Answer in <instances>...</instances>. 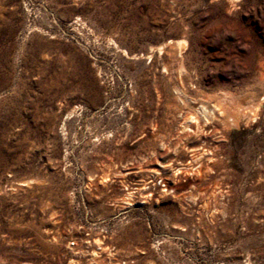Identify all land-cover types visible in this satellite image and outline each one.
Listing matches in <instances>:
<instances>
[{
    "label": "rangeland",
    "instance_id": "1",
    "mask_svg": "<svg viewBox=\"0 0 264 264\" xmlns=\"http://www.w3.org/2000/svg\"><path fill=\"white\" fill-rule=\"evenodd\" d=\"M25 262L264 264V0H0V264Z\"/></svg>",
    "mask_w": 264,
    "mask_h": 264
},
{
    "label": "bare ground",
    "instance_id": "2",
    "mask_svg": "<svg viewBox=\"0 0 264 264\" xmlns=\"http://www.w3.org/2000/svg\"><path fill=\"white\" fill-rule=\"evenodd\" d=\"M186 40L185 39H178L177 40V46L182 49L186 46ZM164 46H161L160 47V50H163ZM123 51L127 53V50L125 48H123ZM148 57H151V54H148ZM24 264V263H23ZM25 264H31V263H28V262H25Z\"/></svg>",
    "mask_w": 264,
    "mask_h": 264
}]
</instances>
